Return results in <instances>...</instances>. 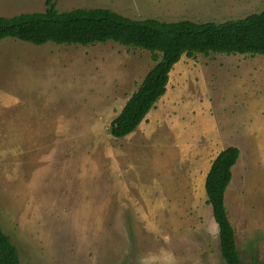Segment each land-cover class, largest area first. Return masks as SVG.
Wrapping results in <instances>:
<instances>
[{"label":"rangeland","instance_id":"rangeland-1","mask_svg":"<svg viewBox=\"0 0 264 264\" xmlns=\"http://www.w3.org/2000/svg\"><path fill=\"white\" fill-rule=\"evenodd\" d=\"M52 2L163 22L264 9V0ZM45 8L0 0V17ZM154 65L150 52L114 42L0 40V227L20 264H226L204 178L230 146L239 155L224 204L239 264H264V56H182L146 121L111 137Z\"/></svg>","mask_w":264,"mask_h":264},{"label":"trees","instance_id":"trees-1","mask_svg":"<svg viewBox=\"0 0 264 264\" xmlns=\"http://www.w3.org/2000/svg\"><path fill=\"white\" fill-rule=\"evenodd\" d=\"M10 38L35 46L46 43L89 46L114 42L151 53L155 65L109 125L118 139L132 134L165 94L169 73L182 56L196 54L264 56V9L237 20L195 23L187 20L135 21L103 8L59 12L52 0L39 13L0 17V40ZM239 150L220 151L205 177L204 191L219 233V250L226 264H239L235 233L228 220L224 194ZM0 264H20L15 247L0 227Z\"/></svg>","mask_w":264,"mask_h":264},{"label":"crops","instance_id":"crops-1","mask_svg":"<svg viewBox=\"0 0 264 264\" xmlns=\"http://www.w3.org/2000/svg\"><path fill=\"white\" fill-rule=\"evenodd\" d=\"M1 62H2V61H1ZM147 116H148V115H147ZM146 119H147V117L145 118V120H144L142 123H144V122L146 121ZM142 123H141V124H142ZM216 156H217V155H216ZM216 156H215V157H216ZM215 157H214V158H215ZM214 158H213V160H214ZM213 160H212V161H213ZM212 161H211V163H212ZM210 166H211V164H210ZM210 166H209V169H210ZM209 169H208V171H209ZM208 171H207V173H208ZM207 173H206V174H207ZM205 177H206V175H205ZM204 182H205V178H204Z\"/></svg>","mask_w":264,"mask_h":264}]
</instances>
